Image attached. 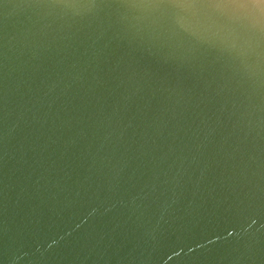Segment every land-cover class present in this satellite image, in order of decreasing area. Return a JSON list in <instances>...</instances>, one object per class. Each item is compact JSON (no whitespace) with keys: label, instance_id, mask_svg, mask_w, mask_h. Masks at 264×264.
<instances>
[{"label":"water","instance_id":"obj_1","mask_svg":"<svg viewBox=\"0 0 264 264\" xmlns=\"http://www.w3.org/2000/svg\"><path fill=\"white\" fill-rule=\"evenodd\" d=\"M0 264H264L257 15L0 0Z\"/></svg>","mask_w":264,"mask_h":264},{"label":"snow or ice","instance_id":"obj_2","mask_svg":"<svg viewBox=\"0 0 264 264\" xmlns=\"http://www.w3.org/2000/svg\"><path fill=\"white\" fill-rule=\"evenodd\" d=\"M123 3H146L161 10H169L176 7H224L251 9L258 18L261 39L264 40V0H119Z\"/></svg>","mask_w":264,"mask_h":264}]
</instances>
